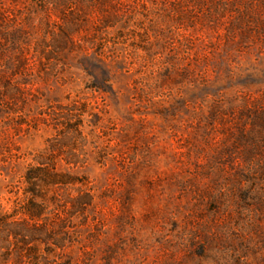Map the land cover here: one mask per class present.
Instances as JSON below:
<instances>
[{
    "label": "rangeland",
    "instance_id": "374dc122",
    "mask_svg": "<svg viewBox=\"0 0 264 264\" xmlns=\"http://www.w3.org/2000/svg\"><path fill=\"white\" fill-rule=\"evenodd\" d=\"M0 264H264V0H0Z\"/></svg>",
    "mask_w": 264,
    "mask_h": 264
},
{
    "label": "trees",
    "instance_id": "16d2710c",
    "mask_svg": "<svg viewBox=\"0 0 264 264\" xmlns=\"http://www.w3.org/2000/svg\"><path fill=\"white\" fill-rule=\"evenodd\" d=\"M27 180L31 183V184H34V185H37L38 183H37V181L36 180H38L37 179V177H36V175H31V174H28L27 175ZM45 180V179H44ZM48 180H49V183L50 184H60V183H63V182H65L64 181V177H63V175H60L59 173L57 174V173H54L52 176H48ZM35 181V182H34ZM29 216L31 217V218H35L36 216H38L36 213H31V211H29Z\"/></svg>",
    "mask_w": 264,
    "mask_h": 264
}]
</instances>
